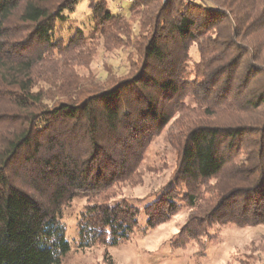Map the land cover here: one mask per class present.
Here are the masks:
<instances>
[{"label": "trees", "instance_id": "trees-1", "mask_svg": "<svg viewBox=\"0 0 264 264\" xmlns=\"http://www.w3.org/2000/svg\"><path fill=\"white\" fill-rule=\"evenodd\" d=\"M78 1L0 0V264H62L79 199L81 249L185 211L170 246L198 260L226 228L264 226V0H91L89 29L55 37ZM101 50L125 67L99 77ZM160 136L168 177L109 198Z\"/></svg>", "mask_w": 264, "mask_h": 264}, {"label": "rangeland", "instance_id": "rangeland-1", "mask_svg": "<svg viewBox=\"0 0 264 264\" xmlns=\"http://www.w3.org/2000/svg\"><path fill=\"white\" fill-rule=\"evenodd\" d=\"M90 1L79 0L74 12L66 13L64 19L57 21L55 37L68 39L77 27L89 29L92 24ZM122 1L126 3V0H114L116 7L121 8ZM137 23V20L133 22V30ZM126 56V51H115L113 55H108L101 50L92 60V71L102 78H105L108 70L121 71L127 63ZM1 105L0 111L4 112V102ZM174 155L175 152L166 146L164 136L154 139L142 164V177L137 182L119 185L114 192L109 193V198L121 195L136 198L146 195L152 185L164 181L173 170ZM86 202V199H79L76 201L75 209L68 211L66 222L73 247L62 264H109L105 255L112 257L116 264H245L247 257H257L262 254L261 252L264 253V226L226 228L219 243L210 245L207 255L198 260L192 256L191 248L174 250L170 246V239L185 221L187 216L185 211H181L154 229H141L129 243L109 249L98 245L81 249L73 239L77 235L78 213ZM141 223L144 228L145 218Z\"/></svg>", "mask_w": 264, "mask_h": 264}]
</instances>
